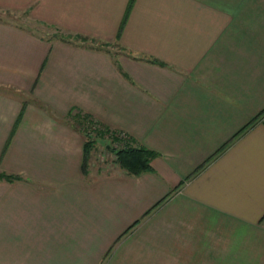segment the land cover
<instances>
[{"label": "crops", "instance_id": "obj_1", "mask_svg": "<svg viewBox=\"0 0 264 264\" xmlns=\"http://www.w3.org/2000/svg\"><path fill=\"white\" fill-rule=\"evenodd\" d=\"M0 8L95 41L0 19V264H264V0ZM89 120L151 170L87 166Z\"/></svg>", "mask_w": 264, "mask_h": 264}, {"label": "rangeland", "instance_id": "obj_2", "mask_svg": "<svg viewBox=\"0 0 264 264\" xmlns=\"http://www.w3.org/2000/svg\"><path fill=\"white\" fill-rule=\"evenodd\" d=\"M0 19L7 20L12 22L18 26H31L33 30L39 34H42L47 37L55 36H64L65 38H74L76 40H80V38L84 37L82 35L77 34H66L64 31L56 29L53 25H49L46 23H42L39 21H35L29 17V13L26 12H15L9 9L0 8ZM88 39V37H85ZM82 41V40H81ZM88 43H91L89 39ZM100 45L111 48L112 46L109 43H99ZM107 44V45H106ZM116 49V47H114ZM80 127V126H79ZM83 130L85 135H90L93 138V145L91 150H89L87 157V166L91 159L93 165L102 168L104 170L110 171L114 166L123 171L118 162H117V151L132 145L133 141L126 136L116 135L115 138L112 135H104L102 134L103 128L98 126L95 122L86 121L85 124L80 127ZM126 172V171H125ZM13 175V174H12Z\"/></svg>", "mask_w": 264, "mask_h": 264}, {"label": "trees", "instance_id": "obj_3", "mask_svg": "<svg viewBox=\"0 0 264 264\" xmlns=\"http://www.w3.org/2000/svg\"><path fill=\"white\" fill-rule=\"evenodd\" d=\"M83 42H86L88 39L85 37L80 38ZM95 42V41H91ZM102 134L104 135H112L115 138L118 133L114 131H110L108 129L103 128ZM87 140L85 142V158L88 157L89 150H91L93 143V138L89 134L86 135ZM117 162L119 166L124 169L130 175H139L142 172L151 170L150 160L154 157V152L144 148V147H134L129 145L124 147L123 149L117 151ZM17 177L15 175L0 171V180L5 181H13L16 180Z\"/></svg>", "mask_w": 264, "mask_h": 264}, {"label": "built area", "instance_id": "obj_4", "mask_svg": "<svg viewBox=\"0 0 264 264\" xmlns=\"http://www.w3.org/2000/svg\"><path fill=\"white\" fill-rule=\"evenodd\" d=\"M118 135H120V136H125L124 134H118Z\"/></svg>", "mask_w": 264, "mask_h": 264}]
</instances>
